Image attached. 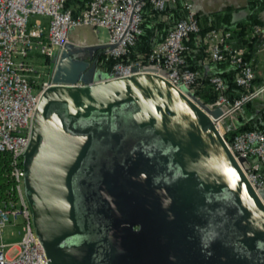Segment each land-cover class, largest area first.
Segmentation results:
<instances>
[{"label": "water", "instance_id": "obj_1", "mask_svg": "<svg viewBox=\"0 0 264 264\" xmlns=\"http://www.w3.org/2000/svg\"><path fill=\"white\" fill-rule=\"evenodd\" d=\"M112 47L64 44L31 116L22 190L47 264H264V191L221 110L152 72L105 79Z\"/></svg>", "mask_w": 264, "mask_h": 264}, {"label": "built area", "instance_id": "obj_2", "mask_svg": "<svg viewBox=\"0 0 264 264\" xmlns=\"http://www.w3.org/2000/svg\"><path fill=\"white\" fill-rule=\"evenodd\" d=\"M146 0H89L86 6L73 15L68 0H0V153L8 155V187L0 199V230L6 222L19 224L20 238L15 243L0 241V264H47L43 248L34 234L30 212L23 196L21 167L22 154L30 135L33 110L40 93L51 85L53 66L64 44L69 42L68 31L74 28H103L107 43L113 47L104 53L112 59L104 70L105 79L129 76L138 72H152L164 78L178 90L191 92L197 72L184 65L183 53L187 46L183 39L198 31L195 10L188 0L183 1V17L167 31L162 41L155 44L143 60L127 58L128 48L139 33L141 9ZM158 10L173 0H147ZM33 16L30 21L29 17ZM38 17H45L43 25ZM257 40L256 53L264 50V33L260 25L251 32ZM226 30H207L201 35L207 44L208 56L213 61L228 58L236 67L235 84L244 89L236 98L229 99L225 85L216 75L209 78L216 92L209 109L219 108L220 114L210 121L222 135L227 129L225 119L233 118L243 103L264 90V85L249 89L253 78L250 62L243 58V49L227 43ZM39 55L47 62L46 78H42L28 58ZM101 70L100 65H97ZM224 139L227 149L255 192L264 191V126L234 134ZM20 218L19 222H15Z\"/></svg>", "mask_w": 264, "mask_h": 264}, {"label": "trees", "instance_id": "obj_3", "mask_svg": "<svg viewBox=\"0 0 264 264\" xmlns=\"http://www.w3.org/2000/svg\"><path fill=\"white\" fill-rule=\"evenodd\" d=\"M88 1L68 0L72 14H78L86 6ZM183 15L182 0L167 2L160 10L154 8L146 0L141 9L140 31L136 34L134 44L128 48L127 58L130 60L139 59L145 61L146 55L151 48L163 40L167 31ZM195 17L197 19L198 31L188 34L182 41L187 46V50L183 53L184 65L197 72V78L191 86V92L204 105L213 101L216 92L210 84L209 78L216 75L222 79L225 85L224 94L229 99L238 97L244 92V89L235 84L236 67L229 63L227 57L219 61L211 60L208 56L207 44L202 42L201 35L203 32L211 29L228 31L229 38L227 39V43L232 47L242 48L243 58L249 61L251 67H253L252 59L257 48V42L251 32L253 26L258 23L247 19L242 22H237L234 25L220 24L215 21L213 15L200 16L197 12H195ZM104 58V54H101L97 58V65H100L102 72L107 70L113 62L112 59L105 60ZM252 81L253 78L251 84ZM251 84L249 89H253L251 88ZM258 96L243 103L241 110L235 115L237 120L235 125L225 130L223 134L225 139H229L236 133L264 126V123L259 121L260 119L264 121V103L256 110L257 118L252 116V111L255 108L253 100L257 99ZM240 113L248 118L244 119ZM7 160L8 155L6 153H0V199L5 197V191L8 187V179L6 176Z\"/></svg>", "mask_w": 264, "mask_h": 264}, {"label": "crops", "instance_id": "obj_4", "mask_svg": "<svg viewBox=\"0 0 264 264\" xmlns=\"http://www.w3.org/2000/svg\"><path fill=\"white\" fill-rule=\"evenodd\" d=\"M195 12L200 16L211 14L215 21L220 24L234 25L237 22L244 20L256 21L264 33V0H188ZM172 2V1H168ZM167 3V2H166ZM41 24H46L45 17H38ZM99 28V27H97ZM97 28L80 27L70 29L68 31L69 42L74 44H90L93 42L105 43L107 38L102 41L96 36ZM106 31V30H105ZM107 37V32H106ZM257 42V40H256ZM253 81L251 88L264 85V50L255 52L253 55ZM261 97V98H260ZM255 108L252 111V116H256V110L264 103V90L259 94L257 99H254ZM244 119L248 117L241 114ZM254 117V118H255ZM227 129L232 128L237 121L235 116L228 120ZM261 123H264L261 119Z\"/></svg>", "mask_w": 264, "mask_h": 264}, {"label": "rangeland", "instance_id": "obj_5", "mask_svg": "<svg viewBox=\"0 0 264 264\" xmlns=\"http://www.w3.org/2000/svg\"><path fill=\"white\" fill-rule=\"evenodd\" d=\"M29 19L30 21H32L33 16H30ZM96 36L100 40L104 41L107 38L105 29L100 28V27L97 28ZM28 61L33 64L36 70L41 72L43 79L46 78L45 73L47 71V62H45L43 57L39 55H35L34 57L28 58ZM228 120H229L228 118L224 120L223 122L224 126H226L227 123L229 124ZM19 221H20V218H17L15 222H19ZM20 234L21 232H20L19 224L12 225L11 222H6L0 230V241L4 243H15L19 240Z\"/></svg>", "mask_w": 264, "mask_h": 264}, {"label": "flooded vegetation", "instance_id": "obj_6", "mask_svg": "<svg viewBox=\"0 0 264 264\" xmlns=\"http://www.w3.org/2000/svg\"><path fill=\"white\" fill-rule=\"evenodd\" d=\"M119 123L121 124V123H122V120H121V122H120V120H119ZM109 130H111V128H109ZM110 171L113 172V169H110ZM143 171H144L145 173L150 174V175H154V176L159 175V171H157L156 167H151V168H150V167H148V166H144V167H143ZM116 175H117V177H119L120 179L122 178L120 170L116 173ZM162 175H163V174H162ZM160 176H161V175H160ZM89 220H90V218H89ZM134 228L136 229L137 227L135 226Z\"/></svg>", "mask_w": 264, "mask_h": 264}]
</instances>
